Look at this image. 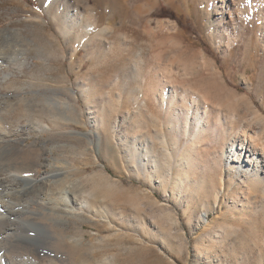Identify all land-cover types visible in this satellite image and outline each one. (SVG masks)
<instances>
[{
	"label": "rangeland",
	"instance_id": "374dc122",
	"mask_svg": "<svg viewBox=\"0 0 264 264\" xmlns=\"http://www.w3.org/2000/svg\"><path fill=\"white\" fill-rule=\"evenodd\" d=\"M251 1L231 59L212 25L221 0H134L135 13L147 7L135 35L103 6L84 46L63 28L68 16L85 25L65 14L69 0H0L1 126L36 151V177L57 174L78 202L57 219L30 205L46 225L39 264H264L263 174L237 177L226 160L242 116L264 120V20Z\"/></svg>",
	"mask_w": 264,
	"mask_h": 264
},
{
	"label": "bare ground",
	"instance_id": "6f19581e",
	"mask_svg": "<svg viewBox=\"0 0 264 264\" xmlns=\"http://www.w3.org/2000/svg\"><path fill=\"white\" fill-rule=\"evenodd\" d=\"M133 1L134 0H94V7L98 10L104 6L106 8L107 14H111L108 18L110 23L113 22L115 17H118L121 20L120 22L122 23V29H128L132 34L135 35V33H138L137 27L139 24L135 14H141V12L145 13V8L147 7L144 8L142 6V11L141 7L139 8L138 12L136 11L137 13H135ZM245 1L246 0H221L220 5H215V9L218 10L219 16L217 21L212 23V25L215 27L214 36L217 40V44H223V42H225L224 46L226 47L231 59L234 56V50H236V45L234 43L238 42L236 38L239 37L238 34L243 28L240 26L241 22L243 21V16H245L244 14H249V11H246L244 7ZM64 2L68 3V0H64ZM69 2V5H66L65 14H80L85 25L83 28H81L83 31L79 32V29H77L78 23H74V18L71 19V16H68V22L71 23L66 24L63 28L65 29V32L68 33V35H71V33L75 35V37L79 40V43L77 44L84 46V41H86L85 36L89 34L88 32H91L95 26L94 22L92 21L95 20H93V18L96 16L91 14L95 9L85 6L78 0H69ZM150 7L151 5L149 4L148 9ZM257 7L260 9V14H263L262 18L264 20V0H252L251 10L253 11ZM97 14L102 15L104 12H98ZM99 15L97 16L99 17ZM159 25L161 26L163 23H160ZM173 27L174 25L171 28L173 29ZM262 27V32L264 33V22ZM244 34L245 33H243V35ZM240 43L242 47V53L240 52V57H235V59L239 60L238 64L241 68H243L245 63L251 60L252 51L257 50V43L251 38ZM201 53L202 52L198 54L202 57L201 59H203V55ZM236 56L238 57L239 55ZM203 61V67L206 68V70L210 69L212 73L215 74L214 69H208V61L204 59ZM2 63L3 62L0 59V67ZM250 64L251 63H248L247 65L250 67ZM216 73L218 72L216 71ZM157 91V99L164 107L170 95H167L166 89H164L162 86H159ZM143 96L144 95L142 94V97ZM201 96L202 97L200 101L204 106L199 108V104L196 103L198 110L201 109L200 118L201 120L203 118L209 119L207 106H205L207 105L208 101L203 95ZM144 102V106H146L147 98L145 97ZM191 103H194V101H191ZM170 104L171 101L169 102V105ZM234 104H236L235 108L240 107L238 99L234 100ZM169 105L167 107V112L169 111ZM239 116L238 119H240ZM246 116L245 118L242 116V125L240 127L241 139H239V144L236 145L235 142H233L230 145L229 150L227 151L226 160L228 163L232 161L237 162L238 166H236V169L233 171L237 177L244 176L246 178L250 176V173H253L255 176L263 174L262 179L264 182V120L260 117V115H258V113L255 112ZM1 121L3 122V120ZM258 121H260L259 124L257 123ZM216 122L217 123L214 124L216 129L213 128V130L219 134V130L221 131V129H217L219 128L217 125L219 126L220 118L216 119ZM199 123L202 127L205 126L202 121H197L196 127L199 126ZM1 125L4 124L0 123V264H39L38 260L40 258V253L43 251V248L41 247V237L44 234V230L46 231V228L44 229V226L46 225L42 223L44 225L43 226L40 223H37L40 219L36 222L31 218H28L30 217L28 215L37 213H34L30 210V205L34 202H38V206H49L50 217H52V219H57L58 216L74 217L73 211L74 205L78 203L76 200L77 197L74 198L75 194L73 190L74 188L72 186L66 182L60 183L59 180H56L58 177L57 174L52 173L47 176L36 177L35 173L37 172V167L39 165L36 151L25 144V138L12 135L8 133V131L4 132V129ZM145 155L147 156V151L145 152ZM148 157L152 158L153 156L148 152ZM52 237L54 238L55 236ZM80 242L75 243L77 245V243L80 244ZM73 245L75 244L73 243ZM21 251L28 252L27 257H23L21 255ZM48 263L55 264V261L52 259L49 260ZM84 263L87 262L84 260Z\"/></svg>",
	"mask_w": 264,
	"mask_h": 264
}]
</instances>
